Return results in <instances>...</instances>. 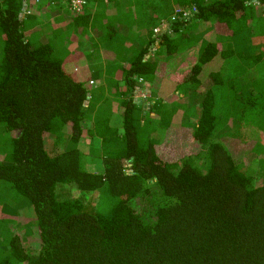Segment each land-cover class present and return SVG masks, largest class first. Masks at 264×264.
I'll return each mask as SVG.
<instances>
[{"label": "trees", "instance_id": "obj_1", "mask_svg": "<svg viewBox=\"0 0 264 264\" xmlns=\"http://www.w3.org/2000/svg\"><path fill=\"white\" fill-rule=\"evenodd\" d=\"M190 1L157 34L149 7L98 32L104 0L40 20L0 0V264H264V0ZM196 93L192 152L169 158L153 133Z\"/></svg>", "mask_w": 264, "mask_h": 264}, {"label": "rangeland", "instance_id": "obj_2", "mask_svg": "<svg viewBox=\"0 0 264 264\" xmlns=\"http://www.w3.org/2000/svg\"><path fill=\"white\" fill-rule=\"evenodd\" d=\"M44 1L43 0H37V2H40V4L41 3L48 4V2H49V1H45L44 2ZM55 1H57V0H51L50 1V3H52V5H51L50 9L49 8L45 9V10H47V12H51L56 7V5H54ZM128 1H125V0H112L111 2L114 3V4H119L120 5V8L116 12H120V15L122 16V18L130 19V20L134 18L136 20V12H142V8L139 7V6H136L135 7V11L136 12H125L124 11V7L126 6V3ZM135 1L136 0H130L129 7H133V4L136 5L134 3ZM146 1L149 2L148 0H146ZM150 1H152V0H150ZM153 1H155V0H153ZM88 2H89V0H88ZM164 4L168 5L167 8H166V11L167 12L170 11V8H169L170 5L168 3H166V2H164ZM146 6L147 7H152L154 9H156V8L159 9L158 8L159 7V3H157L156 7H153L152 5L150 6L149 4H147ZM44 7L45 6L41 7L38 10L39 11L38 13L42 12ZM30 9L34 10L35 7L33 8L31 6ZM105 10H106V7L99 8V11L105 12ZM108 12H112V10L110 8H108ZM28 13H30V12H28ZM148 13H150V12H148ZM99 14H100V12H99ZM151 14H153V12ZM29 15H31V14H29ZM155 17H157V16H155ZM166 17L170 18L171 15H167ZM167 20L168 19H166V20L162 19V20L159 21V19H158L159 22L155 23L154 26L151 23H149V27L153 26V28H158L159 29V27L162 25V23L163 22H167ZM154 22H156V21H154ZM132 30L134 32H136V28L134 26H132ZM84 40H85V38H83V36H81L73 44L75 46H76V44L84 45V42H85ZM248 40L249 39H247L243 43V45H247L245 43L248 42ZM90 45L91 44L88 43L87 47H89ZM252 46L254 47L253 49L258 51L259 47H260V42L253 43ZM100 54H101V52H100ZM194 54L195 53H190V54L188 53V54H186V56L185 55H181V56H176L175 58L169 59L167 61V64H166L167 65L166 74L168 76L171 75L172 77H175L176 79H179L182 76H184L185 74H187V72L189 71V69L192 66V65H190V62H191L192 56H194ZM79 58L80 59L78 60L77 64H78L79 68H81V70L84 69L86 76L89 75L90 77H93L96 80H98V78H101V77H103L105 75L104 71H102L103 72V75H102V73L98 70V53H95V56H91L90 55V58H93V59L95 58L96 59L94 65H90L92 67H90L89 64H88V60L87 59L89 58V56H85V54L80 53L79 54ZM99 60L102 62V64L106 63L107 67H108V64L111 63V60L109 58H106V60H105L104 57H101ZM182 79H183V77H182ZM92 83H93V81H90V86L91 85L92 86L95 85L94 83L93 84ZM201 96L202 95L198 94V93L194 94L192 99H191V101H190L192 103H190V102L188 103L189 107H187L185 104L184 105L182 104L180 110H178L176 113H174L170 118H167V121L165 119L163 121H161L160 115L153 116V119L156 120V122L161 121V123L164 126H167V124H169L172 121L171 128H168L169 129L168 131L165 129L166 127L164 128L166 130V133L171 135L170 138H168L165 135L166 134L165 130L162 131V136H161V130H155L154 133H153V136H154V138L156 140H159L161 138V141L163 140V142H167V144H163V149H162L163 155H166L169 158L177 157V155H178L177 149H178V147H180V143L181 142H182V147H183L184 150L192 152V148L189 146L188 141L186 139V136H187V134H190L191 131H192L191 125L195 121L193 115L197 111V107H198L196 102L200 101ZM137 97H139V96H137ZM143 97H146V95L143 94ZM138 102H141V100L139 99ZM112 119H113V122H115L116 119H119V116H117V115L114 116L113 115ZM176 136L178 137V139H177ZM183 140H184V142H183ZM92 161H94V166H92L91 169H93L94 171H100L102 169V167H103L102 160H98V158H96V159H94ZM11 208H13V210ZM14 210H16L18 212L16 204L4 206V209H3L5 214L12 213V211H14ZM25 211L28 212L27 209ZM26 214L27 213L24 212V213H22L20 215H26Z\"/></svg>", "mask_w": 264, "mask_h": 264}, {"label": "crops", "instance_id": "obj_3", "mask_svg": "<svg viewBox=\"0 0 264 264\" xmlns=\"http://www.w3.org/2000/svg\"><path fill=\"white\" fill-rule=\"evenodd\" d=\"M48 1H49L48 4H43L42 5V4H40V2H37V0H28V5L29 6H32L33 8L35 7V9L33 10V9H30L29 8V10H27L26 12H32V13H30L32 15V18L35 19V20H40V19H42V17L37 12H39L38 10L41 7L45 6L44 9H43V11L42 10L41 11L46 13L47 10H45V9L46 8H49L50 9V7L52 5V3H50L51 0H48ZM104 1L108 2V5H110V7H111L110 9L112 10V12H101L102 13V16L98 20V23H97V31L98 32H100V30L103 28V24L105 25V23H111V22L114 21L113 20L114 15L120 16V12H116L120 8V5L119 4L112 3L111 2L112 0H104ZM125 1H128V0H125ZM148 1L149 2H147L145 0V2L139 4L137 2V0H136L134 2L136 5L133 4V7H129V2H130V0H129L126 3V6L124 7V11L125 12H136L135 11V7L136 6H139V7L142 8V12H136V18H139V17H143L144 16V10L145 11L147 10V6H146L147 4H149L150 6L152 5L153 7H156L157 3H159V7H158L159 9H157V8L154 9L152 7H149V12H150L149 14H151L153 12L154 16L159 17L158 19L164 18V20H166L165 18H167L166 17L167 15H171L170 18H174L178 14H181V17H182V13L181 12H188L189 11V12H192L193 13V10L195 9V6L192 4V1H190V0H155V1L148 0ZM182 1L184 2V4L181 3ZM89 2H90V5L89 6H93V7L95 6V8L98 10L99 6H98V1L97 0H90ZM164 2H166V3H168L170 5V7H169L170 8V11H168V12L166 11V8H167L168 5L164 4ZM99 3H104V2L103 1H99ZM104 6H105V4H104ZM68 8H69V6H68L67 3H63V5L61 4V5L56 6L51 12L48 13L50 15L49 19H52V16L51 15H52L53 12H69L70 9H68ZM49 21L50 20H46L45 21V24H47V23L51 24ZM65 23H67V22H64L63 21V23H61L62 26ZM114 25H115V27L117 29H119V30L122 29V25H121V23L119 21H114ZM89 29H90V27H89ZM127 30H129V29H127ZM129 32H133V30L130 29ZM83 38H85V40H84L85 41L84 42V46L87 47L88 46V42L87 41H89L87 39L88 38V35L85 36V37H83ZM97 40H98V43H93V45H95L96 47L98 46V48L101 49V51H102L103 44L100 43L99 38H97ZM89 44H90V42H89ZM245 44H247V43H245ZM88 49L89 50H92L93 49L92 44L89 47H87V50ZM103 55H104V52H101V56H103Z\"/></svg>", "mask_w": 264, "mask_h": 264}, {"label": "built area", "instance_id": "obj_4", "mask_svg": "<svg viewBox=\"0 0 264 264\" xmlns=\"http://www.w3.org/2000/svg\"><path fill=\"white\" fill-rule=\"evenodd\" d=\"M58 1L67 3L71 12H74V13L82 12L88 4V0H58ZM181 13H182V16H186L189 14V11L181 12ZM169 27H170V23L167 21V22H163L162 25L159 27V29L154 28V30L157 34H159V33H162L163 30L169 29Z\"/></svg>", "mask_w": 264, "mask_h": 264}]
</instances>
